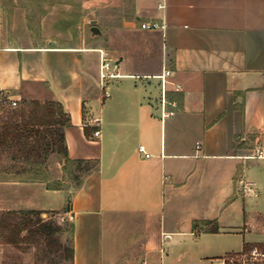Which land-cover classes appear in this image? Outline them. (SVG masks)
Segmentation results:
<instances>
[{"label":"crops","instance_id":"obj_1","mask_svg":"<svg viewBox=\"0 0 264 264\" xmlns=\"http://www.w3.org/2000/svg\"><path fill=\"white\" fill-rule=\"evenodd\" d=\"M98 11L107 43L0 48V90L21 97L32 85L61 102L68 157L95 161L73 190L0 181V209L73 214L70 264H106L104 228L113 235L123 218L135 220L144 264H222L245 243L264 247V211L238 198L239 178L264 196V158L247 157L264 134V0H119L111 15ZM162 17L164 38L143 27ZM100 51L119 74L107 97ZM163 65L177 104L164 116L153 81Z\"/></svg>","mask_w":264,"mask_h":264},{"label":"rangeland","instance_id":"obj_2","mask_svg":"<svg viewBox=\"0 0 264 264\" xmlns=\"http://www.w3.org/2000/svg\"><path fill=\"white\" fill-rule=\"evenodd\" d=\"M118 6L119 0H0V48L14 45H47L51 40H55L58 44L71 46L107 43L111 35L95 34L91 31V27L104 26L100 21L101 16L98 11L100 8L111 15L114 7ZM141 41L150 43L152 40L142 38ZM153 81L156 82V93L160 96V80L154 79ZM27 88L23 90L21 97L15 95L14 98L17 99L15 107L0 104V126L19 121L17 108L22 104V99L40 101L52 99L47 92L35 90L32 85ZM2 147L5 148V145ZM13 156H15L14 145L0 152V163L7 165V175L18 176L13 165L22 166L25 163H18V160H14ZM32 156L34 155L32 154ZM18 159H21V156H18ZM21 160L26 162L25 159ZM62 163L64 162L60 152L48 153L42 164L49 174L50 179L47 184L61 185L67 190H73L79 180L74 174L82 176L84 170L79 169L80 171H78L75 166L64 170ZM254 172L255 169L249 167L248 177L255 176ZM260 172L262 173V170ZM56 176H61V178H55ZM4 194H8V192L6 191ZM1 195L0 188V197ZM67 197L68 202L69 194ZM238 198L245 202L248 210L252 213L264 211L262 193L257 192L256 196L249 192L238 193ZM61 215L64 216L54 210L41 214L42 218L60 227L59 230H55L54 241L27 240L17 246L8 244L9 246L2 248L6 254L3 264H70V256L67 251V248L70 247V223L66 220L61 221ZM114 226L113 235L111 228L108 226L104 228L103 258L106 264H144L141 256V244L135 242L136 239H139L136 237L138 229L135 220L123 218L115 222ZM226 244L231 247L237 245L232 238H228Z\"/></svg>","mask_w":264,"mask_h":264},{"label":"trees","instance_id":"obj_3","mask_svg":"<svg viewBox=\"0 0 264 264\" xmlns=\"http://www.w3.org/2000/svg\"><path fill=\"white\" fill-rule=\"evenodd\" d=\"M6 105L9 106L8 104L2 106ZM17 111L18 122L0 126V152L14 145L15 156L13 159L18 160V163L25 164L22 166L13 165L18 176H9L6 173L7 165L0 163V181H42L47 183L50 179L49 174L42 164L48 153L52 151L62 154L64 170L75 166L78 171L83 169V175H85L94 167V160L70 159L68 157L63 129L70 121L61 102L53 99L45 101L22 99V104L17 108ZM3 145L5 148L2 147ZM18 156H21V159H25L26 162L18 159ZM74 175L79 178L78 186L82 182L83 175L79 176L76 173ZM46 185L48 188H56V186ZM41 214L40 210H0V243L17 246L27 240L54 241L55 230H59L60 227L42 218ZM72 230V225L69 224L70 236ZM251 245L260 246V244L245 243L243 247L247 249ZM67 251L72 257V247L67 248Z\"/></svg>","mask_w":264,"mask_h":264},{"label":"built area","instance_id":"obj_4","mask_svg":"<svg viewBox=\"0 0 264 264\" xmlns=\"http://www.w3.org/2000/svg\"><path fill=\"white\" fill-rule=\"evenodd\" d=\"M159 8H163V4L158 5ZM143 27L148 30H159L162 33V37L164 38L166 23L164 18L161 20H154L145 22ZM171 70L162 66V70L159 74H157V78L160 80V107L162 115H166L171 113L172 111L167 110V105L171 107H176L175 101H169L167 98L168 85L172 84L170 80ZM118 72L116 71V66L110 63V61L105 57V54L100 51V63H99V80L100 86L103 89V96H109V91L106 88V80L108 78H112L118 76ZM0 104L5 105L8 104L11 107H15L17 105V99L14 98L10 92L1 90L0 91ZM96 122H99L100 118L94 119ZM100 129L96 128L93 130L92 135L94 137L99 136ZM139 151L143 152L146 157L149 156L148 153L144 151L143 146H139ZM247 157L251 158H264V134H260L253 142V146L251 148V152L247 155ZM238 182L243 187V190L246 192H253L251 184L239 178ZM44 216L46 214L44 213ZM73 214H69L67 216H60V220H69L73 219ZM222 264H264V247H260L257 245L251 246L247 249H243L237 253H231L222 258Z\"/></svg>","mask_w":264,"mask_h":264},{"label":"water","instance_id":"obj_5","mask_svg":"<svg viewBox=\"0 0 264 264\" xmlns=\"http://www.w3.org/2000/svg\"><path fill=\"white\" fill-rule=\"evenodd\" d=\"M91 31H92L93 33H95V34L100 33V30H99L98 27H96V26H92V27H91Z\"/></svg>","mask_w":264,"mask_h":264}]
</instances>
